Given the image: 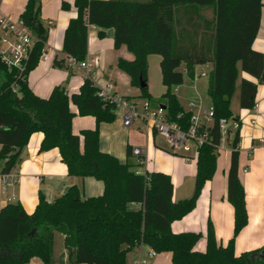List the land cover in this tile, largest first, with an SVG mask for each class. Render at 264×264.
I'll use <instances>...</instances> for the list:
<instances>
[{"label": "trees", "instance_id": "trees-1", "mask_svg": "<svg viewBox=\"0 0 264 264\" xmlns=\"http://www.w3.org/2000/svg\"><path fill=\"white\" fill-rule=\"evenodd\" d=\"M263 2L75 0L78 16L68 25L64 55L55 58L53 66L70 70L68 58L76 62L86 59L90 27L101 30L100 38L105 37L104 30L114 29V48L125 46L135 56L133 61L119 59L117 68L141 91L138 97L125 98L153 103L148 86L142 84H148V57L161 56L167 91L159 105L166 108L169 120L185 131L191 128L193 113L185 110L173 88L183 85L186 77L195 81L199 66H213L206 76L214 119L211 126L202 127L210 140L198 148L192 197L174 202L169 175L137 174L129 162L123 164L100 150L99 126L115 121L116 106L98 97L95 83L85 80L72 94L64 86H56L48 98H40L30 89L28 76L41 60L49 27L42 21V0H28L20 19L36 36V43L22 76L0 57V174L10 175L30 137L42 133L40 151L58 149L70 176L93 177L103 182L105 189L100 196L83 198L81 189L72 186L53 202L40 196L31 214L20 203L1 208L0 264H31L34 259L52 264L56 234L64 236L70 264H127V255L140 242L157 254L169 253L172 264H264V247L240 255L235 252L236 238L248 224L246 192L238 176L240 130L230 132L227 140L232 148L227 191L234 208L232 239L226 246L220 245L209 223L206 250L200 252L196 250L200 233L175 234L171 227L196 208L205 184L214 178L222 143L220 121L239 120L231 109L239 81L240 108L251 110L256 105L258 87L264 85V54L254 50L253 44L260 30ZM208 7L214 10L210 21L200 15V9ZM70 8L63 2L62 9ZM181 14L190 20L177 21ZM243 73L250 78L240 79ZM71 105L79 116L95 118L97 127L74 133L77 114ZM128 157H132V148H128Z\"/></svg>", "mask_w": 264, "mask_h": 264}, {"label": "crops", "instance_id": "crops-1", "mask_svg": "<svg viewBox=\"0 0 264 264\" xmlns=\"http://www.w3.org/2000/svg\"><path fill=\"white\" fill-rule=\"evenodd\" d=\"M126 1L140 2L148 0ZM27 2L28 0H0V15L17 21L20 19ZM63 2L69 3L71 8L69 10L62 9ZM74 3L75 0H42V21L45 27H49V39L45 48L48 60L41 59L36 69L28 76L30 89L40 98H48L56 86L66 87L68 94L76 93L84 83L80 74L72 70L63 71L53 66L54 59L64 55L63 41L66 29L70 21L78 16ZM200 15L205 20H213L214 10L212 7L201 8ZM176 19L185 23L186 20H190V17L181 14ZM100 31L96 27H90L89 29L86 59L95 61L92 63L94 82L99 87H104L107 82H113L123 93L124 97L140 96L141 91L132 87L130 78L117 68L119 59L133 61L135 56L125 46L118 50L114 48V29L104 30V38L99 37ZM253 48L264 54V2L260 30L254 41ZM161 61L162 57L159 55H150L148 57V88L153 100L162 97L167 91L162 81ZM208 65H211L210 72L213 66L212 64ZM153 67L154 71H152V74L151 69L153 70ZM204 77L208 80L207 76ZM241 78L250 77L243 73L240 76ZM159 80H161L162 85H160ZM199 84L200 81L196 78L195 81L188 80L183 89L181 87L177 88L178 96L181 94L178 99L182 106L184 107L182 99L187 100L189 109L185 110L191 111L195 115H202L203 111L212 108L211 100L208 107L207 105L204 106L199 93ZM116 92L118 93L119 91L117 90ZM236 93L237 86L234 96ZM233 98L231 109L234 115L238 116L242 122L238 176L246 192L248 211V224L235 241V252L240 255L243 252L264 247V144L261 143V140H264V85L258 87L256 113H251L250 110L241 108L236 111L232 105ZM191 105H194V108ZM70 109L77 114L72 124L74 133L78 134L82 130L97 127L95 118L79 116L78 109L73 105L70 106ZM252 120L257 121L256 125L251 124ZM116 121L113 124L103 123L99 126L100 150L115 156L123 164L130 163V159L134 158L136 166L139 164L141 157H128V148L134 149L130 143L133 141L135 134L126 130L122 124V118L121 121L119 120L120 122ZM138 129L139 132L145 135L146 145L144 148H140L143 150L144 163L141 167L135 168V171L144 175L148 172L167 174L172 178L174 184V202L190 198L188 196L193 195L195 190L198 149L193 157L178 158V155L172 154L157 145L158 134L152 131L148 133L142 131L140 126ZM120 133L124 136L123 144H116L117 141L122 139ZM43 139L44 134L42 133H34L30 137L28 144L22 150L19 164L10 174L14 182L4 183L3 175L0 174V209L10 203H20L25 211L31 214L37 208L40 196H43L47 202H53L72 186H77L81 189L83 198L96 197L104 193L103 182L93 177L80 178L70 176L58 149L46 152L40 151ZM231 154L232 148L228 142L222 144L219 149L214 178L205 184L196 208L183 219L172 223V231L175 234L195 232L202 235L196 246L197 251L204 252L206 250L209 223H211L220 245L226 246L233 237L234 208L227 197ZM132 207L139 209L141 205H133ZM64 251L65 253L60 258H55L53 255L52 264H70L69 252L65 248ZM148 251L149 247H146L145 252L147 253ZM133 254L135 258V250L127 255V264H133ZM36 260H32L31 264H38ZM41 264L43 263L41 262ZM149 264H172L171 255L169 253L157 254L156 260L152 259Z\"/></svg>", "mask_w": 264, "mask_h": 264}, {"label": "built area", "instance_id": "built-area-1", "mask_svg": "<svg viewBox=\"0 0 264 264\" xmlns=\"http://www.w3.org/2000/svg\"><path fill=\"white\" fill-rule=\"evenodd\" d=\"M35 43L36 36L32 33L30 28L26 26L23 20L19 19L14 21L9 17L0 15V57L8 68L17 70L20 76H22ZM41 59L48 60L45 50ZM94 62L95 61H90L88 59L76 62L71 58H68L66 61L67 65L70 66V70L80 74L84 81L91 80L95 83L92 65ZM202 75L206 76V73ZM97 87L99 88L97 92L98 97L104 102L115 104L116 111H120L122 114V124L125 128H130L134 124H138L142 131L147 133L152 131L162 136L174 150H180L182 148L188 150L187 143L189 141L195 143L198 149L210 140L209 134L205 132L202 127L203 125L211 126L213 124L214 110L212 108L203 111L202 115L193 114L191 118V128L185 131L169 120L167 111L163 109V106H155L150 101L137 103L134 100L121 97L116 92V86L113 82H107L104 87ZM191 107L194 108V105H191ZM250 111L251 113H256L257 106L255 105ZM256 123V120L251 121L252 125H256ZM241 127L242 122L240 120L222 119L220 121L222 132L221 146L227 142L230 132L234 133L240 130ZM261 143L264 144V140H261ZM132 156L141 157L139 164L143 165L144 158L142 157V149H132ZM137 174L141 173L137 172ZM2 178L4 183L14 182V179H12L10 175H4ZM146 247L148 246L143 242L135 246L134 250L136 254L133 264H149L152 259L156 258L157 253L151 248H149V251L146 253Z\"/></svg>", "mask_w": 264, "mask_h": 264}, {"label": "rangeland", "instance_id": "rangeland-1", "mask_svg": "<svg viewBox=\"0 0 264 264\" xmlns=\"http://www.w3.org/2000/svg\"><path fill=\"white\" fill-rule=\"evenodd\" d=\"M210 68H211V65L199 66L197 68V79L200 81V84H199V93L201 95L202 101L204 102V106L207 105V107L210 104V98H209L208 92H207V85H208L207 83H208V80H207L206 77H204L202 75V73L208 74ZM58 69L63 70V71L68 70V69H64V68H58ZM182 70H183V67H182ZM152 71H154V67H153V70L151 69V72ZM152 74H153V72H152ZM148 77H149V72H148ZM155 81H156V77H155ZM159 81H160V85H162L161 80H159ZM187 82H188V79L186 77L185 84H183V86L180 85V86L174 87L173 88V92L176 94V89L178 87H181V89H183L186 86V83ZM157 85H158V80H157ZM149 86H150V84H149ZM117 90L119 91L118 92L119 95L121 97H124L123 96V93L116 87V91ZM180 95L178 96V93H177L176 94L177 98L178 97L180 98ZM153 101H154L153 103H154L155 106L161 104V102H162L161 101V97L155 98ZM182 103H183L185 109H189L187 100L182 99ZM232 105H233V108L236 111H239L240 110L239 82L237 84V93L235 94V96L233 98ZM121 118H122L121 117V113H120V111L117 110L116 111V119H117V121L120 122L121 121ZM116 119H115V121H116ZM115 121L113 123H115ZM113 123H111V124H113ZM138 127H139L138 124H134L130 128H126V130L131 131V132H133L135 134L133 141L130 143L132 145V147L133 148H137V147L138 148H142V147L144 148L145 145H146V137H145V135H143V133L139 132ZM120 134H121V138L122 139H120L119 141H117L116 144H119V143L120 144H123V141L122 140H123V137L124 136H123L122 133H120ZM156 141H157V145H159L161 148H163L164 150H166V151H168V152H170L172 154L178 155V158H180V157L181 158L182 157H193L196 154V152H197V146L195 145V143H193L191 141H189L187 143V147L189 148L188 150H185L184 148H182L180 150H174L166 142V140L162 136H160V135L157 136ZM124 149H125V146H124ZM130 163L133 165V168L134 169L137 168V167H134L135 166V163H136V161L134 160V158L133 159L132 158L130 159ZM190 187H192V185H190ZM188 197H192V194H191V196H188ZM64 248H65V246H64V237L61 234H56L55 235V239H54V256H55V258L62 257V255L65 253ZM133 259H134V254H133ZM133 259H132V261H133ZM153 260H156V258L153 259ZM36 261L38 262V264H41V261L39 259H37ZM59 261H61V260H59Z\"/></svg>", "mask_w": 264, "mask_h": 264}, {"label": "water", "instance_id": "water-1", "mask_svg": "<svg viewBox=\"0 0 264 264\" xmlns=\"http://www.w3.org/2000/svg\"><path fill=\"white\" fill-rule=\"evenodd\" d=\"M43 29H44V28L41 27V31H43ZM147 86H148V84H146V83H143V84H142V87H143V88H145V87H147ZM17 101H18V103H21V102H22L21 100H17ZM163 109H166V108L163 106Z\"/></svg>", "mask_w": 264, "mask_h": 264}]
</instances>
